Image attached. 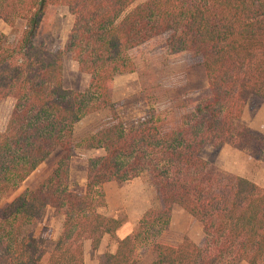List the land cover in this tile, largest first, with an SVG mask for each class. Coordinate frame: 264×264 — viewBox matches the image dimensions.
<instances>
[{
  "label": "trees",
  "instance_id": "16d2710c",
  "mask_svg": "<svg viewBox=\"0 0 264 264\" xmlns=\"http://www.w3.org/2000/svg\"><path fill=\"white\" fill-rule=\"evenodd\" d=\"M49 6H65L73 17L65 50L90 76L83 91L64 88L60 53L34 43ZM0 20L15 35L9 41L0 33V101H14L0 131V198L54 150L64 153L45 179L0 209V264H84L83 242L95 250L122 224L97 211L105 205L100 186L140 176L159 207L145 211L102 264H131L149 230L168 229L174 205L201 224L205 243L154 241L149 264H217L227 255L233 264L262 261L264 189L201 154L209 145L241 150L256 140L241 117L251 96L264 99V0H0ZM148 44L199 58L207 86L178 100L174 123L162 126L152 115L126 130L112 108L113 78L140 71L131 52ZM101 109L115 121L75 142L74 125ZM80 145L104 151L88 160L83 194L67 189V160ZM46 206L64 218L43 263L30 228Z\"/></svg>",
  "mask_w": 264,
  "mask_h": 264
},
{
  "label": "rangeland",
  "instance_id": "374dc122",
  "mask_svg": "<svg viewBox=\"0 0 264 264\" xmlns=\"http://www.w3.org/2000/svg\"><path fill=\"white\" fill-rule=\"evenodd\" d=\"M72 24L73 17L67 7L49 6L44 13L34 43L42 45L49 51L60 53L64 88L83 91L89 85L90 76L78 71L76 62L72 59L71 54L65 50ZM17 27L19 26L17 25ZM0 33L6 35L9 41H12L15 37L11 33L10 26L1 20ZM131 55L137 61L141 70L115 75L110 92L112 108L126 130L136 129L144 119L152 115L154 120H157L162 126L174 123L178 115L175 110L178 100L183 96L199 94L207 86L200 59L188 53L177 54L160 44H148L132 51ZM145 94L156 97L157 101L151 104L147 103ZM13 102L11 97L0 101V131H3L6 127L13 108ZM263 107L264 101L262 98L251 96L247 106L248 114L251 116ZM114 121L110 109L91 112L74 125L73 140L79 142ZM252 132L256 140L251 145L241 149L246 157L242 161L237 158V162L238 164L241 162L240 164H242L245 173L264 184V176L261 173L264 169V138L258 136L256 132ZM224 145H222L223 148ZM222 146H206L201 155L210 165L226 172L219 164L227 159L226 153L221 151ZM63 154L60 149L54 150L20 184L16 191L0 198V209L11 202L18 194L33 189L45 179L56 169ZM103 154L104 151L101 148H86L80 145L74 149L73 155L67 160V189L69 191L83 194L88 160ZM216 161L218 164H215ZM243 161L245 162L243 163ZM258 186L264 189L261 185ZM99 189L104 193L105 205L97 208V211L105 216L122 221L118 229L119 236L133 234L144 212L159 207L154 187L144 176L125 181H109L102 184ZM63 218L59 211L46 206L37 223L30 228L41 248L45 250L43 263L61 232ZM190 235L201 238L199 244L196 243L197 245H204L201 224L179 206L174 205L168 229L161 230L158 234L157 228L149 230L148 239L137 243L131 264H149L155 257L151 251L154 241L178 245L184 238L192 241ZM117 241L116 232L113 235L105 236L103 239L104 248L102 247L101 253H98L97 249L91 248L90 241L85 240L83 242V259L85 257L91 264H102L104 253L109 252L112 247H116ZM260 263H264V258ZM217 264L233 263L227 255L220 259Z\"/></svg>",
  "mask_w": 264,
  "mask_h": 264
},
{
  "label": "crops",
  "instance_id": "0c3cea01",
  "mask_svg": "<svg viewBox=\"0 0 264 264\" xmlns=\"http://www.w3.org/2000/svg\"><path fill=\"white\" fill-rule=\"evenodd\" d=\"M249 100H250V98L248 99V101L244 107L242 117H241V122L243 124H245L246 126H248L252 131L256 132V134L258 136L264 138V107L258 109L256 112H254L255 114L253 113V115L250 116L248 114V110H247V106L249 105ZM263 101H264V99H263ZM221 151H224L226 153L227 159H226V161L220 162L219 164L226 172H229V173L237 175V176L248 178L251 181L255 182L256 184L261 185L264 188V184L260 183V180L254 179V178H252V176L245 173L242 164H240L241 162L238 164L237 158H239V160L242 161L244 159V157H246L241 150L236 149V148L234 149V148L229 147L228 145L225 144L224 148L222 146ZM244 162L245 161H243V163ZM215 164H218L217 161ZM249 165H251V164H249ZM261 173H262V176H264V169ZM118 231L119 230L116 231V235L118 236V240L122 239L123 237L126 236V235L119 236ZM105 236H107V234H105L100 241V244L97 248L98 253L101 251V249L103 247V239ZM190 238L192 241H194L197 244H199V242L201 240V238L193 237L191 235H190ZM116 248H117V242H116V247H112V249L109 250V253H114L116 251ZM84 264H91V262L87 261L86 258L84 257ZM96 264H98V263H96ZM238 264H247V263L244 261H240ZM260 264H264V263H260Z\"/></svg>",
  "mask_w": 264,
  "mask_h": 264
}]
</instances>
